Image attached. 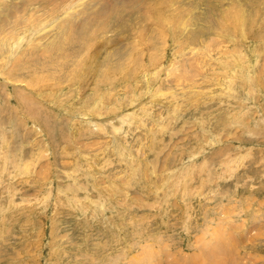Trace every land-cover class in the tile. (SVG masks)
Returning a JSON list of instances; mask_svg holds the SVG:
<instances>
[{"label":"rangeland","instance_id":"374dc122","mask_svg":"<svg viewBox=\"0 0 264 264\" xmlns=\"http://www.w3.org/2000/svg\"><path fill=\"white\" fill-rule=\"evenodd\" d=\"M0 264H264V0H0Z\"/></svg>","mask_w":264,"mask_h":264}]
</instances>
